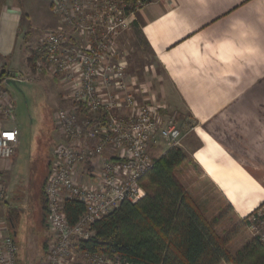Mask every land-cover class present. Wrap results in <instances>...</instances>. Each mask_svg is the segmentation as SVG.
I'll return each instance as SVG.
<instances>
[{
  "label": "built area",
  "instance_id": "obj_1",
  "mask_svg": "<svg viewBox=\"0 0 264 264\" xmlns=\"http://www.w3.org/2000/svg\"><path fill=\"white\" fill-rule=\"evenodd\" d=\"M143 5V0L51 2L58 27L37 45L35 70H48L56 77L70 104L56 112L62 142L44 187L52 231L45 264H138L118 253L85 252L80 245L93 239L96 221L124 201L135 203L145 196L141 181L154 163L151 148L164 143L170 149L182 142L181 130L162 108L137 98L124 61L116 58L119 33ZM28 78L21 71L0 68V161L11 159L20 141L19 129L8 126L15 104L5 85ZM108 147L116 152L113 160L104 159ZM88 164L98 179L94 185L78 178L79 166ZM5 198L0 171V205ZM67 200L85 206L75 224L67 218ZM259 217L252 215V220ZM16 257L12 236L0 228V264H15Z\"/></svg>",
  "mask_w": 264,
  "mask_h": 264
},
{
  "label": "crops",
  "instance_id": "obj_2",
  "mask_svg": "<svg viewBox=\"0 0 264 264\" xmlns=\"http://www.w3.org/2000/svg\"><path fill=\"white\" fill-rule=\"evenodd\" d=\"M37 1L43 10L36 21L31 0L1 1L0 60L14 71L22 68L21 36L58 25L52 0ZM136 15L133 24L163 72L164 96L178 98L196 122L193 128L203 144L193 157L236 214L247 217L264 206V0H151ZM128 79L137 98L153 105V92L146 94L130 75ZM198 154L212 166L210 171ZM16 158L15 153L0 161L6 188L0 228L14 242L17 231L10 226L7 194ZM115 158L108 147L104 159ZM93 169L92 164L80 165L79 181L96 184Z\"/></svg>",
  "mask_w": 264,
  "mask_h": 264
},
{
  "label": "rangeland",
  "instance_id": "obj_3",
  "mask_svg": "<svg viewBox=\"0 0 264 264\" xmlns=\"http://www.w3.org/2000/svg\"><path fill=\"white\" fill-rule=\"evenodd\" d=\"M31 1L34 4L32 8L36 21L42 15L40 11L43 7L37 0ZM50 10L55 15L51 7ZM137 12L128 18V24L119 33L115 43L119 54L116 58L124 61L127 74L143 88V92L146 91L149 95L153 92V105L162 108L164 114L169 112L168 117H171L181 130L182 142L179 147L189 156L180 169L185 186L198 204L206 209L209 218L222 216L217 231L230 239L233 252L243 248L256 236L261 237L264 243V206L253 214L260 216L258 222L253 221L252 216L248 218L247 223L242 222L243 218L239 217L234 209L229 208L230 202L193 157L194 150L203 144L198 130L193 128L196 122L178 98L173 100L164 96L165 78L161 67L133 24ZM57 27L44 29L40 33L35 31L34 36H21L20 42L25 45V49L24 55L19 59L21 62L18 60V63L24 68H21V72L29 78L28 81L5 85L15 104L14 119L8 122V126H16L20 131V144L16 150V163L8 180L10 190L7 194V202L11 207L8 218L13 223L9 221L10 226L13 231H17L14 235L17 247L15 264H45L52 240L44 187L60 142L56 112L70 102L63 100L66 92L58 79L48 70L37 73L32 67L30 57L41 38ZM0 68L8 69L2 60ZM167 149L164 143H160L150 155L152 159H156Z\"/></svg>",
  "mask_w": 264,
  "mask_h": 264
},
{
  "label": "trees",
  "instance_id": "obj_4",
  "mask_svg": "<svg viewBox=\"0 0 264 264\" xmlns=\"http://www.w3.org/2000/svg\"><path fill=\"white\" fill-rule=\"evenodd\" d=\"M30 60L35 68L34 53ZM188 157L184 149L173 147L154 159L141 181L145 196L135 203L124 201L114 212L96 221L93 239L83 242L80 249L118 253L138 264H264L260 237L233 252L230 239L217 231L222 216L209 218L187 189L180 169ZM64 208L70 224L77 223L85 211L84 204L76 200H67ZM229 208L233 206L230 204ZM258 210L242 222L247 223Z\"/></svg>",
  "mask_w": 264,
  "mask_h": 264
},
{
  "label": "bare ground",
  "instance_id": "obj_5",
  "mask_svg": "<svg viewBox=\"0 0 264 264\" xmlns=\"http://www.w3.org/2000/svg\"><path fill=\"white\" fill-rule=\"evenodd\" d=\"M197 158L206 170L210 171L212 169V166L207 162L204 156H202L201 154H198Z\"/></svg>",
  "mask_w": 264,
  "mask_h": 264
}]
</instances>
